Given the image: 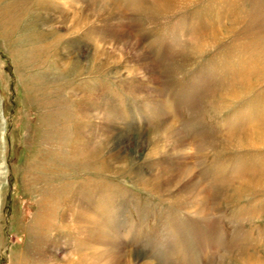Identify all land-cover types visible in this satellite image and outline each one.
<instances>
[{
    "label": "rangeland",
    "instance_id": "1",
    "mask_svg": "<svg viewBox=\"0 0 264 264\" xmlns=\"http://www.w3.org/2000/svg\"><path fill=\"white\" fill-rule=\"evenodd\" d=\"M103 1L0 0V264H264V0Z\"/></svg>",
    "mask_w": 264,
    "mask_h": 264
},
{
    "label": "bare ground",
    "instance_id": "2",
    "mask_svg": "<svg viewBox=\"0 0 264 264\" xmlns=\"http://www.w3.org/2000/svg\"><path fill=\"white\" fill-rule=\"evenodd\" d=\"M171 1V0H170ZM168 3H166L167 5H166V7H168V6H172V5H175V4H179V0H177V1H171V2H169V0L167 1ZM180 2H185V0H181ZM111 5V4H110ZM109 5V1H107V0H104L103 2H101L100 3V10L98 11V12H100V14H106V15H108V16H111L110 14H112L114 11H112L114 8H117L116 6H114V8L112 9L111 8V6ZM97 6H99V5H97ZM118 8H119V6H118ZM117 8V9H118ZM96 9H98V8H96ZM115 10V9H114ZM118 10H120V9H118ZM94 11H95V9H94ZM119 12V11H118ZM122 12H123V10H122ZM121 13V12H120ZM116 15L118 14L117 13V11H116V13H115ZM97 15V14H96ZM116 15H114V16H116ZM120 15V16H119ZM118 16L119 17H121L122 15H123V13L122 14H119ZM99 16V15H98ZM98 16H97V19H98ZM105 16V15H104ZM123 17V16H122ZM101 18V17H100ZM103 18V17H102ZM105 18H106V16H105ZM110 18V17H109ZM81 19V18H80ZM121 19H123V18H121ZM86 25V24H85ZM84 25V26H85ZM121 25V24H120ZM73 28V27H72ZM122 30H123V28H122ZM123 33V32H122ZM205 34V33H204ZM203 34V35H204ZM123 35V34H122ZM125 35H126V33H125ZM124 36V35H123ZM122 36V37H123ZM130 37V36H129ZM128 39V38H127ZM135 39V38H134ZM193 39V38H192ZM128 40H131V38L130 39H128ZM127 40V41H128ZM124 44H126V43H124ZM132 46V48L133 49H137V52H139V54L138 55H144V51H143V49L141 48V46L139 45V43H138V41L137 40H131L130 41V44H128V46ZM126 47V46H125ZM127 48V47H126ZM142 49V50H141ZM132 52V51H131ZM78 63V62H77ZM142 65H144V64H142ZM145 66V65H144ZM174 130H171L170 128H168V130L166 129V132H163V137H162V139H164V141H165V144L167 143V146H165V147H167L166 149L168 150V148H169V150L170 151H174V152H178V149H181V144L182 143H185L183 140H182V138L180 137L181 135L179 134V132H178V134L176 133V131L175 132H173ZM234 131V130H233ZM232 131V132H233ZM229 132V131H228ZM233 133H236L235 131L233 132ZM238 133V132H237ZM227 135V134H226ZM238 136H236V138H237ZM239 138V137H238ZM263 138V137H262ZM224 139H226V138H224ZM250 140V139H249ZM233 141H235V139L233 138ZM237 141V140H236ZM235 141V142H236ZM234 142V143H235ZM250 142V141H249ZM237 143H238V141H237ZM251 144V143H250ZM166 150V151H167ZM189 152V151H188ZM176 154V153H175ZM190 163V162H189ZM188 163V164H189ZM180 165V164H179ZM181 165H182V163H181ZM187 166V165H186ZM186 166H183L182 168H181V171L179 172V176H181V178H182V180L184 179L183 177H182V175H184V173H183V171H185V170H187V169H184V168H186ZM188 168H189V166H187ZM193 167V166H192ZM192 167H190V169L188 170V172H187V174L184 176L185 177V179H184V181L185 182H183V184H184V187H183V189L181 190V191H183V193H180V195L183 197V198H188L189 199V201H190V199L192 198V197H194V201H195V204H196V202L199 204V203H202V205L201 206H206V205H208V207H210V205H209V202L212 200V198H211V194L209 193V191L208 190H206L204 187H203V182H201V180H199V178H198V176H199V174H197L196 173V171L194 170V169H196V168H192ZM180 168V167H179ZM198 175V176H197ZM243 175V174H242ZM179 176H178V178H179ZM181 180V181H182ZM180 182V181H179ZM182 184V183H181ZM182 184V185H183ZM180 185V184H179ZM181 187V186H180ZM179 187V188H180ZM208 188V187H207ZM180 191V192H181ZM179 193V192H178ZM177 194V193H176ZM176 194H175V196H176ZM174 195V194H173ZM179 196V195H178ZM214 196V195H213ZM186 201H187V199H186ZM186 201H184V202H186ZM172 202H174V201H172ZM213 202V201H212ZM212 202H211V204H212ZM190 203H191V201H190ZM192 204H193V202H192ZM207 207V206H206ZM209 209V208H208ZM211 209V208H210ZM204 210V209H203ZM209 212V211H208ZM204 213V212H203ZM207 216V214H205V217ZM207 218V217H206ZM209 224V223H208Z\"/></svg>",
    "mask_w": 264,
    "mask_h": 264
}]
</instances>
